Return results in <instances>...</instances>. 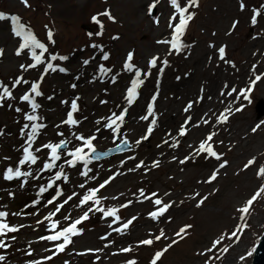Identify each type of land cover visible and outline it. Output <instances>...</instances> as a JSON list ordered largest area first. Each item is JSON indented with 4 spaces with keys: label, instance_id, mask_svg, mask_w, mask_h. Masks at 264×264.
<instances>
[{
    "label": "rangeland",
    "instance_id": "1",
    "mask_svg": "<svg viewBox=\"0 0 264 264\" xmlns=\"http://www.w3.org/2000/svg\"><path fill=\"white\" fill-rule=\"evenodd\" d=\"M151 2L152 0H29L31 6L26 8L21 0H0V11L19 15L22 22L29 25L42 41L47 40L45 25H48L53 30L55 40L49 51L69 57L67 61L53 62L68 68L67 73L49 72L41 84L44 96L37 98L42 105L38 111L44 116L48 128L45 130L47 135H41L37 146L40 141H58L54 125L65 117L68 107L60 103L62 100H68L70 105L71 99L80 97L78 104L81 113L78 114V118L86 116L87 120L83 121L79 130L85 134L95 131L96 119L108 116L112 111L118 114L121 109L117 108V105L121 108L126 106L124 95L133 73L122 71V65L129 51L134 52V62L145 71L148 69V60L153 55H158L161 60L165 57L169 60L162 73L161 63L151 69V75L140 89L137 102L129 109L122 133L127 134L132 144L130 152L116 154L97 162L92 161L88 166L92 169L88 177L81 176L77 170L66 166L65 171L70 176L69 182L57 181L53 186V188L59 186L65 195L52 205H47V199L55 194L53 189L39 197L37 193L39 186L46 185L47 180L59 170L58 168L41 173L39 181L29 178L23 189L18 186L21 181L9 182L0 178V205L8 206L7 209L0 210H7L9 213L22 212L23 214L18 216L9 215L8 221L15 225H25L17 233L0 237L6 244L11 245L8 248H0V255L5 256V260L0 264H28L30 260H40L42 264H65V261L67 264H126L129 259H135L137 264H150L156 251L164 248L173 239H178L175 233L184 225H192L188 229V235L173 245L157 264H206V261L207 264H251L253 252L250 256L247 254L255 248L264 232V194L253 202L245 221L239 219L241 214L237 209L264 185V176L257 174L260 167L264 166V78L254 86L249 100L243 98L236 100V94L233 97H221L220 91L225 82L238 90L246 88L255 74L264 72V10L257 18L256 25L250 22L252 10L264 5V0H245L246 7L243 11L239 9V0H198L199 7L189 9L196 14L182 37L187 47L181 53L173 52L172 55H167V46L157 44L156 41L170 37L171 29L167 25L174 9L168 0H161L155 15L160 19L157 25L147 14V5ZM186 2L187 0H181V6ZM106 8H110L116 22L101 17L105 24L104 35L90 38L87 33L98 30L91 17ZM233 21H239L234 30L231 29ZM2 23L8 22L0 21V24ZM10 28L8 24L0 27V49L4 50L3 56H0V80L9 86L20 75L30 82L35 81L43 67L38 66L26 72L19 68L20 64L31 61L26 53L20 56L15 54L19 38L10 33ZM113 36L119 38L113 40ZM92 42L104 45L105 50L110 52L109 61H102L99 51L88 47ZM210 43L215 47H209ZM221 45L227 46L226 59L233 61L235 68L219 60L217 49ZM52 48L54 51H51ZM91 55H95L96 60L90 61L89 65H83L82 61ZM47 57L48 53L45 54L46 59ZM99 63L111 67L112 74L120 73L115 84L111 82L110 77L102 83L99 79L92 80ZM195 63H198L197 70L194 67ZM252 65H256L255 72ZM77 76L79 80L76 79ZM72 83H77L78 87L71 88ZM29 86H18L13 90V95L17 99L6 100L3 102L4 106L0 107V130L4 132V135H0V157L11 156L15 161L20 155L17 149L23 140L19 135V129L26 121L14 109L19 106L28 110L26 102L19 101V96ZM157 90L159 95L155 102V110L158 125L153 135L137 146L135 140L145 133L146 125L149 123L139 118L146 114V106ZM49 95L53 96L51 101L46 99ZM200 95H203L204 99L196 103L189 113H184L183 109L187 103L196 101ZM209 96L212 97L211 100L207 98ZM101 100H106L107 103L101 104ZM221 100H224L223 104ZM9 103L13 105L12 108L7 106ZM240 105H244L243 110L235 111ZM225 107L232 108V115L226 123L216 124L214 114L218 115ZM205 113L208 115L204 116ZM188 115L193 116V122H200V127L190 126L187 135L180 137L179 127ZM201 117L211 118L209 124H203ZM257 124H260V127L253 133L251 129ZM58 131H63L66 136L70 135L66 126H61ZM213 131L216 132L213 147L218 153L223 154L221 161L211 157L206 159L205 154H201L193 156L184 164L179 163ZM169 133L180 141L175 148L163 144L166 139L169 145L172 143ZM94 143L97 149L106 150L118 144L119 140L114 143L110 132L102 131ZM189 145H192V148H189ZM129 155L135 159L127 160ZM173 156L177 159L174 160ZM253 157L254 163L245 169L244 165ZM121 160H125L123 166L120 164ZM141 160L144 161V166L135 169V165ZM154 160L160 161L159 167H152ZM223 160H227L228 164L224 169H220L217 179L205 183L211 172L216 170ZM6 163L0 161V168ZM78 167L83 171L82 164ZM23 170L26 171L27 167L25 166ZM116 172L120 174L100 189L97 195L107 197L102 201L105 209L112 206L119 209L117 214L120 221L113 224V217H104L93 208L89 213V219L77 226L83 228V232L72 238L73 243L51 261L43 260L44 256L55 251L52 247L53 242L39 239L50 234L49 222L44 220V217L54 211L58 202L62 203L63 199L75 191L78 195L64 205L61 213L53 217L67 226L70 221H64V215L70 213L71 219L75 220L89 207H93L91 201L82 207H76L87 189L98 187ZM93 176L95 179H89ZM81 183L85 184L83 189L79 187ZM141 189L147 196L155 192L158 198L165 203L171 202L172 206L159 219L153 220L148 213L158 207L153 203L157 197L144 200L140 196ZM10 191L14 193L12 197L8 195ZM196 193H199V196ZM202 197L207 199L203 205L197 207ZM33 199H39L40 203L25 207V204L31 205ZM129 200L132 203L127 207H119ZM133 216L137 219L127 230L122 233L112 231ZM38 220L43 222L37 224ZM245 222L249 227L237 234L239 239L230 238L228 234L236 225ZM160 230L164 231L167 239L162 237L159 241L154 240L150 246L139 244L140 240L154 239ZM108 233L111 235L107 240L100 239ZM12 235L16 236L15 241L11 240ZM221 235L225 236L221 244L212 252H205V249L210 248L213 241ZM105 244H108V247H105ZM241 244L243 246L239 249L237 246ZM129 246L132 247V251L128 253L119 251ZM225 247L229 249L227 253L222 251ZM98 248L103 251H87ZM97 256L100 257L99 260H96ZM231 256L233 260L229 261ZM241 256L245 259L241 260Z\"/></svg>",
    "mask_w": 264,
    "mask_h": 264
},
{
    "label": "snow or ice",
    "instance_id": "2",
    "mask_svg": "<svg viewBox=\"0 0 264 264\" xmlns=\"http://www.w3.org/2000/svg\"><path fill=\"white\" fill-rule=\"evenodd\" d=\"M161 0H152L150 4L147 5V14L153 18L154 23L159 25L160 19L157 16H153V10L157 8ZM170 6L174 9L171 16L168 19V28L171 29L170 37L159 39L156 41L157 44L165 45L168 47L167 55H172L173 52L176 54L181 53L187 46L184 44L182 37L185 35L186 30L189 26V22L193 20L195 16L194 11H190L191 8L199 7L198 0H187L184 6H181V0H168ZM21 3L27 8L31 5L29 4V0H21ZM246 7L245 0H239V9L243 11ZM262 10H264V5H261L259 9H253V15L251 16V24H257V18L262 15ZM101 17H107V19L113 23L116 22V18L112 15L110 8H106L104 11L94 14L91 17V21L94 25L97 26L98 30L95 32H88L87 35L92 38L95 37H102L105 32V24L103 23ZM0 21L10 22L11 25V33L19 38L18 46L15 49V54L20 56L22 54H27L30 57V61L27 64H20L19 68L24 70L25 72L28 69H36L38 66L43 67V71L40 73L39 78L35 81H29L23 77V75L17 76L12 82L11 85L5 83L4 81L0 80V107L4 106V101L12 100L15 101L17 99L16 96L13 95V90L16 89L20 85H30L26 91L23 92L22 95L19 96V101L26 102L28 106V110L26 111L22 107H15V112L20 113L22 119L26 121L23 123L22 127L19 129V135L23 140V143L20 144L17 151L20 153L18 158L13 161L11 156H3L0 157V161L7 162L4 167L0 168V178L5 181H21L19 183V188L23 189L25 185L29 182V178L35 181H39L41 179V173L44 172H51L53 169H59L55 171L54 175H52L48 180L46 185H40L39 191L37 196H41L42 194L48 192L49 189H53L54 195H51L50 199H47V205H52L58 198H62L65 194L63 190L57 186L53 188L54 184L57 181H63L64 183H68L70 180L69 174L65 171V168L75 169L79 172V175L88 177L89 172L92 171L89 168V164L92 163L93 160H100L102 156H107L108 152H99L97 151V146L94 141L98 140V134L102 133V131H108L111 134L112 140L115 141L119 140L118 144H115V149L117 152L125 151V146L129 149L131 148L130 142L127 138L126 133H122V129L126 123V117L128 115L129 109L133 106L139 96H140V89L145 83V80L151 75V69L157 67L158 63H161L162 66L160 67V72L162 73L164 67L169 64V60L167 57L161 58L158 55H153L148 60V69L147 71L142 70L137 64L134 62V52L129 51L126 55V59L122 65V71L126 73H133L130 77V83L126 86V94L124 95V100L126 102V106L121 108L120 105H117V108L121 110L117 114L116 111H112L108 116H101L95 120V131L91 134H85L84 132L79 130V127L82 125L83 121L87 120V117L78 118V114L81 113L80 106L78 101L80 100L79 96L71 99L70 105L68 100L60 101L61 104L68 106L66 109V114L63 119H61L60 123L55 124L54 128L57 129L55 131V136L59 137L58 141L48 140L47 142L40 141L39 145L38 140L41 135H47L45 131L48 128V124L44 122L45 118L43 115L39 113V109L42 108L40 102H38L37 98L43 97L44 93L41 90V84L45 79V76L49 72H57L60 73H67L69 71L68 68L61 66L60 64H54V61H67L69 57L67 55H61L59 53H52L49 51V46L41 39L38 38L37 34L32 30V28L23 23L21 17L17 14H9L4 11H0ZM239 21H233L231 25V29L234 30ZM47 29V41L51 44H55L54 40V33L48 25H45ZM215 34V33H213ZM118 36H113L112 39H118ZM88 47L98 50L100 55V59L102 61H109L110 59V52L106 51L104 45L102 43L92 42ZM209 47H215L214 44H209ZM226 45H221L218 49V57L219 60L224 62L225 64H230L233 68H235V63L226 59ZM48 53L47 59L45 58V54ZM4 50L0 49V56H3ZM211 59V57H210ZM96 56L91 55L89 58L84 59L82 61L83 65H89L90 61H95ZM256 65H252V70L255 72ZM113 69L111 67H106L104 63H99L96 74L92 76V80L95 81L99 79L102 83L106 78L111 79V82L115 84L117 82V78L119 77L120 73L117 72L116 74H112ZM264 78V72L260 74H255L254 78L250 80L248 86L246 88L237 89L236 87H230L227 82L224 83L221 91V97H233L235 95V99L239 100L243 98L244 100H249V94L254 88V86ZM79 80V76L76 77ZM179 80L180 77H177ZM71 88L76 89L78 87L77 83H72L70 85ZM106 91V90H105ZM203 88L201 89V93H203ZM159 92L152 95L150 102L146 106V114L140 116L141 121H149L146 125V131L139 139L135 140V145H140L142 141H147L154 133L155 128L158 125V118L157 113L155 110V102ZM209 100L212 99L211 96L207 97ZM47 100L51 101L53 96L49 95L46 97ZM204 99L203 95H200L196 101H189L187 105L184 107V113H189L190 110L194 107L196 103L201 102ZM222 104L224 100L220 101ZM233 101H229L232 103ZM101 104H106V100H101ZM9 108H12L13 105L9 103L7 105ZM244 105H240L235 109V111L239 112L242 111ZM232 108L225 107L223 111L219 112V114L215 115V123L216 124H223L229 120V117L232 115ZM208 114L205 113L204 116ZM211 118L205 119L201 117L203 124H209V120ZM61 126H66L69 130L70 135L66 136L63 131H58ZM200 127V122H193V116L188 115L183 123L180 125L178 130V136L184 137L187 135L189 131V127ZM260 124H257L251 130L255 133ZM0 135H4L3 130H0ZM172 139V143L169 145V141L166 139L163 141V144L168 145L169 147L175 148L180 144V141L177 139L176 136H172L169 133ZM216 135V132L208 133L204 139H202L198 147L194 148L192 153L188 156H185L182 160L179 161L180 164H184L186 161H189L193 156H200L201 154H205V158H215L216 161H221L222 153H218L213 147V138ZM71 146V147H70ZM158 147L160 145H157ZM189 148H192V145H189ZM111 151V150H109ZM135 159L134 156L129 155L127 160ZM173 159H177L173 156ZM255 161V157L250 159L247 164L244 165V168L247 169L249 165H252ZM39 162V165H38ZM61 162V163H57ZM125 160H121L120 164L123 166ZM83 165V171L79 170V165ZM228 164L227 160H223V162L219 163V167L212 171L211 174L208 176L207 180L204 181L205 183H211L217 179V175L220 169H224ZM160 161L154 160L152 162V167H159ZM27 167V170H23L24 167ZM33 166H37L33 168ZM144 166V161L141 160L138 164L135 165V169H139ZM135 169H129V171H134ZM147 171V169H145ZM119 172L113 173L112 176H109L108 179L104 180L103 183H100L98 187H92L87 189V192L79 199V204L76 207H82L86 205L89 201L93 202V207H89L87 211H85L81 216L77 219L72 220L71 214L63 216V220L67 223V226L61 223L59 219H53L57 213H61L62 208L66 205L69 201L73 199V197L77 196L78 194L73 191L71 195H68L66 199H63L62 203H57L55 206L54 211L48 213L47 216L44 217V220L49 222L48 224V231L49 235L39 237L40 240L53 242L52 247L55 249L51 253V255L44 256L43 260L51 261L54 256L58 253L63 252L66 247L73 243V237L80 235L83 232V228H78L77 226L80 225L83 221L89 219V213L93 211V208L96 212H101L104 217H113L112 223L115 224L120 221V216L117 214L119 209L115 206L108 207L105 209L102 206V201L106 200L107 197H99L97 193L100 189H103L107 184H109L112 180L115 179ZM258 175L264 176V166L260 167ZM22 178V179H21ZM89 179H95V177H89ZM79 187L83 189L85 187L84 183L79 184ZM264 194V185H261L260 188L256 191L254 195L248 199L243 206L237 209V211L241 214L239 219L241 221H245L246 217L250 213L251 206L253 202L257 200ZM8 195L12 197L14 195L13 192H8ZM168 195V193H165ZM199 196V193H196ZM140 196L143 197L144 200H149L152 197H157L155 192L151 193L150 196L144 194V190H140ZM116 199V197H113ZM207 197H202L198 203L197 207H200L204 204ZM40 203L39 199L31 200V205L25 204V207L35 206ZM132 201L129 200L126 204H122L119 207L124 208L131 204ZM153 203L157 205L155 211L148 213V215L153 219L157 220L161 216H163L169 208L172 206L171 202L165 203L160 198H155ZM99 205V207H97ZM7 205H0V208L7 209ZM23 214L22 212H12L9 213L7 210H0V237H6L10 233H17L20 231L21 228L25 227V225H15L11 224L8 221L9 215L18 216ZM137 217L133 216L131 219H128L126 222L122 223L120 227L113 228V232L122 233L124 230H127L129 226L136 220ZM43 221L38 220L37 224L42 223ZM111 227V225H109ZM192 225H184L175 233L178 239H173L171 243L167 244L161 250H158L154 253L151 258L150 264H157L158 261L161 260V257L179 240H183L188 235V229H190ZM249 225L245 222L243 224H237L233 231L228 234L229 237H238V233H242L243 230L247 229ZM111 233H108L105 236L100 237L102 240H107L108 236ZM167 239L163 230H160L159 235H156L154 239H143L139 241L140 245L150 246L153 245L154 240L159 241L161 238ZM11 240L15 241L16 236L12 235ZM225 238L224 235H221L220 238L213 241L210 248L205 249V252H212L218 245L221 244V241ZM111 243V241H109ZM11 245L6 244L4 239H0V248H8ZM105 247H108V244H105ZM46 251H48L46 249ZM88 252H101L103 249H88ZM120 252L128 253L132 251V247H125L119 249ZM223 252L227 253L229 249L227 247L222 249ZM255 251V248H252L247 255H251L252 252ZM204 253H200L203 255ZM31 255V252L28 253ZM219 257H217L218 259ZM100 257L97 256L96 260H99ZM211 259V257L209 258ZM241 260H244L245 257L241 256ZM5 260L4 255H0V262ZM28 264H42L40 260H30ZM67 264V261H65ZM126 264H137L135 259H129L126 261ZM207 264V261H206Z\"/></svg>",
    "mask_w": 264,
    "mask_h": 264
},
{
    "label": "water",
    "instance_id": "3",
    "mask_svg": "<svg viewBox=\"0 0 264 264\" xmlns=\"http://www.w3.org/2000/svg\"><path fill=\"white\" fill-rule=\"evenodd\" d=\"M253 264H264V236L256 250Z\"/></svg>",
    "mask_w": 264,
    "mask_h": 264
},
{
    "label": "bare ground",
    "instance_id": "4",
    "mask_svg": "<svg viewBox=\"0 0 264 264\" xmlns=\"http://www.w3.org/2000/svg\"><path fill=\"white\" fill-rule=\"evenodd\" d=\"M10 22H8V23H6V24H8L9 26H10V24H9ZM6 24L5 23H2V24H0V27H4V26H6ZM196 64H198V63H195V65H194V67L196 68V70H197V65ZM243 246V244H241V245H238L237 247L239 248V249H241V247ZM232 261L233 260V257L231 256L230 258H229V261Z\"/></svg>",
    "mask_w": 264,
    "mask_h": 264
}]
</instances>
